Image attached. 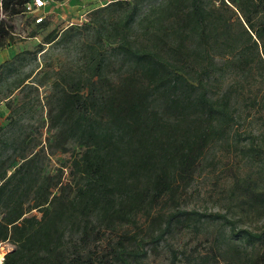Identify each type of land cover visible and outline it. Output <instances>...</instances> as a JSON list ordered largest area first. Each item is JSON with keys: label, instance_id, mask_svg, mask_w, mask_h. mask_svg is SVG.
I'll return each instance as SVG.
<instances>
[{"label": "trees", "instance_id": "16d2710c", "mask_svg": "<svg viewBox=\"0 0 264 264\" xmlns=\"http://www.w3.org/2000/svg\"><path fill=\"white\" fill-rule=\"evenodd\" d=\"M30 1L0 0V48L12 43V20L25 16ZM180 1L175 10L184 17L181 38L205 44L201 61L185 55L182 40L177 47L137 43L135 2L115 0L92 11V39L81 50L77 70L60 75L56 108L49 114L52 126L59 125V148L66 151L69 141L79 148L70 162L71 180L40 174L33 157L0 171V243L14 246L2 264H141L174 229L189 219L196 228L206 216L222 219L234 232L226 216L187 211L178 201V189L191 181L204 151L223 140L236 121L230 90L217 96L206 83L207 16L201 0H186L185 10ZM56 38L51 31L44 43ZM258 41L264 67V33ZM108 47L131 68L118 88L101 81ZM249 59L245 54L234 65L245 70ZM262 151L249 136L247 154ZM245 197L249 205H264V192L248 190ZM164 204L171 210L165 212ZM241 237L251 246L243 264H264V238L248 232ZM171 253L176 261L177 252ZM210 257L199 254L173 264H210Z\"/></svg>", "mask_w": 264, "mask_h": 264}, {"label": "rangeland", "instance_id": "374dc122", "mask_svg": "<svg viewBox=\"0 0 264 264\" xmlns=\"http://www.w3.org/2000/svg\"><path fill=\"white\" fill-rule=\"evenodd\" d=\"M112 1L50 0L40 12L47 23L43 28H37L31 16L12 20L14 39L0 48V171L10 170L9 165L22 157H33L40 174L61 175L63 183L71 180L70 162L79 148L72 141L66 151L59 148V125L54 128L49 117L56 108L55 87L60 75L73 74L79 66L81 50L93 36L88 28L92 11ZM130 1L138 5L132 31L137 43L177 47L182 40L185 55L192 53L191 61H201L205 44L196 37L181 38L184 17L175 10L177 0ZM180 2L185 10L186 0ZM201 4L207 16L210 74L206 83L217 96L230 90L236 121L223 140L204 151L191 181L178 189V201L187 211L226 216L233 220L234 232L216 217H203L196 228L189 219L155 252L149 251L141 264L183 263L199 254L211 255L210 264H243L251 252L241 237L243 232L264 238V205H249L245 197L248 190L264 192V151L257 157L246 152L249 136H255L256 144L264 148V67L258 57L264 0H201ZM102 15L108 16L107 12ZM51 31L57 38L44 43ZM255 40L258 48H252ZM245 54L250 59L243 70L234 63ZM104 63L101 81L105 86L120 87L130 66L111 47L105 50ZM163 210L168 212L171 207L164 204ZM2 247L5 253L14 248L9 243ZM172 250L177 252L176 261Z\"/></svg>", "mask_w": 264, "mask_h": 264}, {"label": "built area", "instance_id": "2783aa9c", "mask_svg": "<svg viewBox=\"0 0 264 264\" xmlns=\"http://www.w3.org/2000/svg\"><path fill=\"white\" fill-rule=\"evenodd\" d=\"M50 3V0H31L25 5V16H31L34 19V23H41L44 20V16L40 14L43 9ZM6 243V242H4ZM3 243H0V264L3 263L5 252L2 247Z\"/></svg>", "mask_w": 264, "mask_h": 264}, {"label": "crops", "instance_id": "0c3cea01", "mask_svg": "<svg viewBox=\"0 0 264 264\" xmlns=\"http://www.w3.org/2000/svg\"><path fill=\"white\" fill-rule=\"evenodd\" d=\"M48 5H49V4H48ZM48 5H47V6H48ZM47 6H46V7H47ZM43 10H44V9H43ZM4 244H6V243H4Z\"/></svg>", "mask_w": 264, "mask_h": 264}, {"label": "water", "instance_id": "95a60500", "mask_svg": "<svg viewBox=\"0 0 264 264\" xmlns=\"http://www.w3.org/2000/svg\"><path fill=\"white\" fill-rule=\"evenodd\" d=\"M9 251H11V250H9Z\"/></svg>", "mask_w": 264, "mask_h": 264}]
</instances>
